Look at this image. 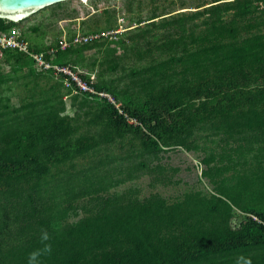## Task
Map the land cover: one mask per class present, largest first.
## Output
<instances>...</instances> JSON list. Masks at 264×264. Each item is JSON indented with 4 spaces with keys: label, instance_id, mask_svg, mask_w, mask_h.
I'll list each match as a JSON object with an SVG mask.
<instances>
[{
    "label": "trees",
    "instance_id": "obj_1",
    "mask_svg": "<svg viewBox=\"0 0 264 264\" xmlns=\"http://www.w3.org/2000/svg\"><path fill=\"white\" fill-rule=\"evenodd\" d=\"M176 11L140 18L118 42L122 53L101 62L84 58L99 39L62 50L76 31L44 46L29 36L40 37L43 25L26 30L31 52L54 48L49 61L85 79L96 74V90L120 108L72 95L29 55L4 52L0 264H29L33 252L36 264H264V0H198ZM14 26L0 19V31ZM129 60L142 65L125 66ZM128 135V177L146 167L136 158L203 152L202 176L215 194L187 193L169 204L158 194L111 193L120 184L111 173H123L110 166L113 148ZM237 197L246 211L239 226ZM80 210L85 215L70 221Z\"/></svg>",
    "mask_w": 264,
    "mask_h": 264
},
{
    "label": "rangeland",
    "instance_id": "obj_2",
    "mask_svg": "<svg viewBox=\"0 0 264 264\" xmlns=\"http://www.w3.org/2000/svg\"><path fill=\"white\" fill-rule=\"evenodd\" d=\"M198 0H74L49 7L31 17L23 20L17 25L25 30L35 25H43V32L36 37L30 34L31 44L49 45L55 40H59L61 35H70L72 32L85 33L91 31V35H102L98 45L94 49L87 51L84 58L86 62H101L104 57L110 54H120L118 42L124 39L127 30L138 26L139 19H148L154 12L163 14L166 12H178L180 8H192ZM192 10V9H190ZM147 22L142 23L144 26ZM161 29H153L154 33H159ZM61 32V33H60ZM45 33V34H44ZM75 38V37H74ZM74 40V39H73ZM68 42V41H67ZM127 65L140 66L142 63L129 60ZM120 70L110 77L116 78L120 75ZM20 95V89L17 90ZM14 101H16L14 99ZM76 108L68 105L67 113L74 114ZM97 129V128H94ZM132 135L121 142L116 141L114 147L116 159L111 167L119 168L123 173H111L120 184L111 188V193L129 194L133 193L137 198L143 200L151 195L158 194L166 199L169 204L180 201L187 193H200L206 198H211L215 194V185L202 176L205 166L202 164L203 152H187L181 148L166 149L158 153V157L142 156L134 159L136 162L143 161L146 167L131 172L128 177L129 166L133 161L125 155L128 141ZM139 147L140 144L138 143ZM87 160H82L79 166H86ZM160 165L164 171L159 172L156 167ZM155 170V171H154ZM120 172V171H119ZM234 224L239 226L245 222L244 205L239 197L233 202ZM77 217H70V221H76L83 217L85 213L80 210ZM246 212V211H245Z\"/></svg>",
    "mask_w": 264,
    "mask_h": 264
},
{
    "label": "built area",
    "instance_id": "obj_3",
    "mask_svg": "<svg viewBox=\"0 0 264 264\" xmlns=\"http://www.w3.org/2000/svg\"><path fill=\"white\" fill-rule=\"evenodd\" d=\"M20 22H17V24ZM26 30L17 26L12 27L7 31H0V60L4 58V52L7 50H14L29 55L35 62L36 67L42 72H51L56 78H61L66 88L72 90L73 94H86L90 98L98 97L100 99H107L110 103H113L117 108H120V104H117L112 95L99 92L96 90L95 85L97 83V75L92 74L89 79L81 77L70 66L60 65L48 60L47 56L53 54L56 49L51 48L47 52L34 53L30 50V43L26 37ZM102 35H83L80 32L76 33V36L72 42H64L61 44L60 49L65 50L72 44H84L92 40L99 39ZM72 95H68L66 98L71 99ZM120 114L123 111L120 110ZM126 117H128L126 115ZM131 124H138L136 120L128 118ZM254 220H257L255 216H251Z\"/></svg>",
    "mask_w": 264,
    "mask_h": 264
},
{
    "label": "water",
    "instance_id": "obj_4",
    "mask_svg": "<svg viewBox=\"0 0 264 264\" xmlns=\"http://www.w3.org/2000/svg\"><path fill=\"white\" fill-rule=\"evenodd\" d=\"M69 1L74 0H0V19L21 22L44 9Z\"/></svg>",
    "mask_w": 264,
    "mask_h": 264
},
{
    "label": "clouds",
    "instance_id": "obj_5",
    "mask_svg": "<svg viewBox=\"0 0 264 264\" xmlns=\"http://www.w3.org/2000/svg\"><path fill=\"white\" fill-rule=\"evenodd\" d=\"M44 238L45 239L48 238L47 232L44 233ZM37 256H38L37 252L31 253L30 256H29V264H36Z\"/></svg>",
    "mask_w": 264,
    "mask_h": 264
}]
</instances>
